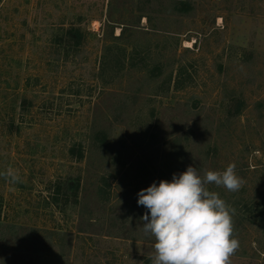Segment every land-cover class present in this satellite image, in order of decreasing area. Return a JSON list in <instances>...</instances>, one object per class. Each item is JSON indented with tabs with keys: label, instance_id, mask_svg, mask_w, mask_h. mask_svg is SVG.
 I'll list each match as a JSON object with an SVG mask.
<instances>
[{
	"label": "rangeland",
	"instance_id": "1",
	"mask_svg": "<svg viewBox=\"0 0 264 264\" xmlns=\"http://www.w3.org/2000/svg\"><path fill=\"white\" fill-rule=\"evenodd\" d=\"M230 163L264 264V0H0V264H151L140 190Z\"/></svg>",
	"mask_w": 264,
	"mask_h": 264
},
{
	"label": "clouds",
	"instance_id": "2",
	"mask_svg": "<svg viewBox=\"0 0 264 264\" xmlns=\"http://www.w3.org/2000/svg\"><path fill=\"white\" fill-rule=\"evenodd\" d=\"M0 176L12 184L21 182L18 169L8 168ZM244 183L235 163L202 175L190 165L171 181L141 189L137 204L148 210L141 217L142 229L155 241L151 264H231L239 248L236 210L208 186L236 192Z\"/></svg>",
	"mask_w": 264,
	"mask_h": 264
},
{
	"label": "trees",
	"instance_id": "3",
	"mask_svg": "<svg viewBox=\"0 0 264 264\" xmlns=\"http://www.w3.org/2000/svg\"><path fill=\"white\" fill-rule=\"evenodd\" d=\"M183 6V8H181V11H186L187 9H188V7L187 6H185V5H182ZM73 32H74V35L76 36V43H80V38H81V33H80V31L78 30V29H73L72 30ZM236 111H239L238 110V108H237V110ZM70 153H71V155L73 156V155H75L74 153V150H70ZM81 155L82 154H80V156L79 157H81ZM73 157H75V156H73ZM76 159H78V157L76 156Z\"/></svg>",
	"mask_w": 264,
	"mask_h": 264
}]
</instances>
